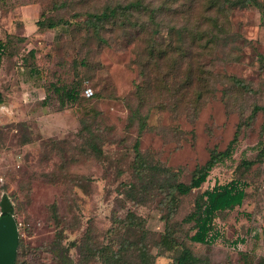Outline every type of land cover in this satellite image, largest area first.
<instances>
[{
	"label": "rangeland",
	"instance_id": "374dc122",
	"mask_svg": "<svg viewBox=\"0 0 264 264\" xmlns=\"http://www.w3.org/2000/svg\"><path fill=\"white\" fill-rule=\"evenodd\" d=\"M128 1L0 0V40H7L0 61V200L4 195L12 206L20 264H84L82 237L89 232L106 245L109 228L129 213L144 220L154 264L178 253L157 245L166 223L204 264H246L264 256V16L253 6L228 8L219 16L214 49L192 50L190 64L199 71L190 81L189 111V97L176 94L171 75L163 83L166 68L147 64L144 42H127L115 31L105 33L109 44L100 46L81 27L86 11ZM201 10L196 5L190 26ZM46 18L60 23L38 29L36 21ZM156 39L165 44L167 30ZM231 77L252 91L233 85ZM51 84L77 86L78 99L61 106ZM87 87L91 97L83 94ZM82 118L98 137L99 153L80 135ZM236 131L232 156L216 164L199 189L181 196L168 220L162 192L134 170L135 144L158 172L169 169L187 182ZM233 178L246 182L247 194L216 217L221 238L211 246L192 243V224L182 219L196 196ZM141 232L133 231L135 239Z\"/></svg>",
	"mask_w": 264,
	"mask_h": 264
},
{
	"label": "trees",
	"instance_id": "16d2710c",
	"mask_svg": "<svg viewBox=\"0 0 264 264\" xmlns=\"http://www.w3.org/2000/svg\"><path fill=\"white\" fill-rule=\"evenodd\" d=\"M199 4L202 6L200 15L196 21L193 20L194 23L190 26L191 14ZM249 6L258 8L264 16V3L259 0H129L125 4H106L100 9L86 11V17L80 25L87 31L89 38L95 40L100 46L109 44L110 38H106L105 33L115 31H122L127 42L136 40L144 42L143 50L148 58L147 64L152 65V68L156 70L166 68L162 74L163 83L166 85L165 79L171 75L177 85L176 94L184 99L190 96V81L196 74L194 70L198 69L190 64L192 50L202 48L212 51L218 42L219 34H221L222 28L218 23L219 16L226 14L228 8ZM59 23L52 18H46L37 20L36 26L38 29L54 28ZM163 29L167 30L168 40L165 44L159 43L156 39ZM204 38L205 41L200 44ZM6 47L7 40H0V61L5 55ZM30 52L33 53V50ZM201 73L203 72L201 71ZM211 75L209 73V76ZM230 79L232 84L238 88L248 92L252 91L243 80L236 77ZM50 88L58 96L61 106L67 102H75L80 94V89L77 86L61 89L51 84ZM140 89L138 86V90ZM200 96L201 92L199 91L197 98ZM47 98L46 94L43 100L45 101ZM188 100L190 111V97ZM2 102L3 95L0 91V104ZM142 124L145 123L142 121ZM79 132L83 138L87 139V145L94 152L99 153L100 150L96 145L98 137L93 134L89 124L83 118L80 119ZM237 142L238 131L234 133L225 149L211 150L208 159L193 170L187 182L178 180L177 174L169 169L165 168L158 172V169L151 166L140 153L137 144H135L134 170L139 179L148 181L150 185H156L157 189L162 192L160 203L166 208L168 220H170L176 213L181 196H186L192 190L199 189L207 180L212 168L232 156ZM251 164V161L246 162L248 166ZM156 173L158 175H155ZM152 174L158 178H154ZM246 186L245 181L233 178L225 183L215 182L212 187L199 193L194 200L193 209L182 219V222L192 224L190 228L193 233L188 236V239L192 243L205 246H211L218 241L222 233L219 228L215 227L216 217L219 213L230 211L243 203L247 194ZM145 187L143 186L144 190ZM129 192L131 194V191ZM55 210V205H52V211ZM115 222L109 228L108 243L104 246L96 244L89 232L82 237L78 248L83 255L84 264H90L95 260H98L100 264H154V257L150 253L149 244L146 241L147 232L142 227L144 220L140 216L129 213L126 219ZM121 228L125 231L123 235L119 234ZM135 229L142 231L138 239H135L133 234ZM175 234L171 226L166 223L164 233L156 241L157 245L163 247L165 251H178L172 261L167 264H204L205 261L183 245L181 241H178ZM20 247L19 242L15 264H20ZM67 251L66 249L65 252ZM246 264H264V256H260L254 261H248Z\"/></svg>",
	"mask_w": 264,
	"mask_h": 264
},
{
	"label": "water",
	"instance_id": "95a60500",
	"mask_svg": "<svg viewBox=\"0 0 264 264\" xmlns=\"http://www.w3.org/2000/svg\"><path fill=\"white\" fill-rule=\"evenodd\" d=\"M0 206L3 212L0 216V264H15L19 238L17 223L12 206L4 195Z\"/></svg>",
	"mask_w": 264,
	"mask_h": 264
},
{
	"label": "built area",
	"instance_id": "2783aa9c",
	"mask_svg": "<svg viewBox=\"0 0 264 264\" xmlns=\"http://www.w3.org/2000/svg\"><path fill=\"white\" fill-rule=\"evenodd\" d=\"M83 94L85 97H91L93 95V91L90 87L84 89ZM1 208V207H0ZM3 214L2 209L0 211V216Z\"/></svg>",
	"mask_w": 264,
	"mask_h": 264
}]
</instances>
